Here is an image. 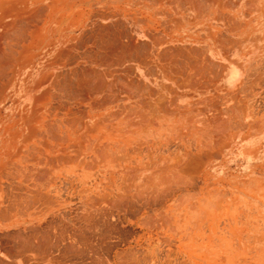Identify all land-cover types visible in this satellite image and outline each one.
I'll return each instance as SVG.
<instances>
[{
  "label": "rangeland",
  "instance_id": "obj_1",
  "mask_svg": "<svg viewBox=\"0 0 264 264\" xmlns=\"http://www.w3.org/2000/svg\"><path fill=\"white\" fill-rule=\"evenodd\" d=\"M108 1L111 0H107L106 3ZM212 1L216 4L209 6L210 10L218 8L217 4L222 3L225 4L227 15L225 19L220 17L219 23L224 22L230 37L223 45L219 44V47L224 49L227 54H248L247 57L255 60L253 72H243L240 76V80L243 81L242 85L234 91L223 90L219 93L223 96L222 99L220 98L222 109L225 110L229 106L235 108L236 119L240 124L234 123L235 125H233L235 118H232L231 124L226 125L225 131H220L218 134H211V127H209V131L206 130L209 136L208 148L201 152L200 147L183 141H173L167 143L166 147L163 146L170 150L185 149L191 154L199 150L200 153H195V156L199 155V157L194 164L179 166L180 161L182 163L186 159L188 161L187 157L179 156L182 153V150H179L174 151L178 156H162L161 158L124 156L128 167L136 166L138 168L136 172L132 169L125 172H119L117 169L110 171L102 169V171L100 167L83 166L82 164L84 147H82L83 142L80 139L88 132H93L91 129L93 125L86 123L90 117L91 94L89 89L85 90V96L82 93L83 98L80 102L82 108L77 111L81 123L78 126L67 125L70 130H67L70 133H67L69 136H73L74 128L78 129L75 132H80L81 135L79 140L78 137L76 140L70 137L71 141L67 140L66 148L72 147V150L77 154V146L81 145V155L71 156L68 154L70 159L65 162L64 166L67 171L70 169L80 170L77 171L80 178L74 179V174H71L66 179L64 196L66 203L64 206H60V208L64 207L67 226H65L63 240L61 239L63 235H56L59 234L57 229H51L48 245L53 244V247L48 246L49 250H47L45 246L41 245V248L38 244L41 251L38 247L35 249L39 251H35L34 246L36 245L33 246L28 242L37 241L41 237L35 235L34 238L32 236L34 230L21 231L20 238L22 240L33 239L26 243L23 241L26 245L23 244V247L20 246L22 244L16 243L18 238L16 235L19 233L17 230H3L2 249L4 253L1 254V264H12L11 256L14 255L17 256L15 258L17 264H88L89 258L80 260L76 257L78 254L75 253L76 251L71 248L72 251L70 247L66 248L71 241L74 246L79 245V249L81 246L83 247V244L79 243L78 237L74 235L72 224L75 219L84 221L83 212H91L96 216L99 212L98 217L100 218L102 217L100 210L104 211L103 214L107 212L105 220L108 219L110 228L107 226L104 229L105 226L100 225L102 222L99 220L97 229L101 233L107 232L106 245L108 244V247L106 246L105 250L98 252L99 260L93 264H264V4L261 3V0H244L241 5L226 3L234 0ZM102 3H104L103 0L82 3L78 5L76 12V18L78 22H81L80 27L83 28L90 19L89 11L92 12V15L95 12L91 6L97 5L98 15L96 16L99 21L97 38L106 37L104 36L107 34L105 22L111 16L116 15L102 8ZM162 4L166 9L171 10L172 8L175 16L178 15L177 10L190 7L186 3L178 4V1L167 4L162 0ZM229 13L239 15L240 27L231 21ZM85 17L87 18L85 19ZM220 27L223 28L222 25ZM237 32L241 37L235 39L232 34L239 36ZM118 41L127 47L121 38ZM83 43L77 44L80 47L79 53L89 54L88 50L91 48V44L85 46ZM98 44H96V49L99 50L100 45ZM67 45L69 44L67 43ZM82 45L83 48H81ZM64 52L66 53V51ZM70 54H77V51L74 50ZM98 54H104V50H100ZM46 59L47 55L37 63L36 68H33L32 84L40 78L43 73L42 68H47V64L45 66L42 64L47 62ZM97 93L92 94L94 99L95 97L96 100L102 99L104 94ZM114 94H117L120 100L122 99L119 88ZM15 104L8 112L3 111V115L13 117ZM41 107L44 106L41 104ZM70 112L68 110L67 115H70ZM225 117L222 116L221 119L227 120ZM160 150L151 148L150 152L160 154ZM89 151L92 152L91 149ZM202 152L204 156H200ZM79 160L81 166L78 164ZM158 167L165 168V171L161 172L163 179L156 178L154 182L147 181L159 173ZM0 176L4 180V174L0 173ZM1 184L7 187L8 181L4 180ZM6 190L8 191V188ZM17 190L13 189V197H3L2 216H12L18 209H26L25 216L33 217L34 220L38 219L37 216H43L47 207L39 201L27 205H17L15 203V193L19 191ZM132 194L134 195L132 196ZM102 196L105 200L102 199ZM108 197L113 198L111 200ZM120 198L124 199L122 203ZM107 199L111 201L108 203ZM87 203L95 207L88 206ZM113 204H118L120 208ZM110 205L114 207H110ZM96 206L98 208L105 206L106 208L96 209ZM53 209L57 212L58 206H53ZM91 209L98 211L93 212ZM103 214L101 213V215ZM75 215H79V217ZM62 232L60 231V233ZM54 235L57 237L55 238ZM36 236L40 238L36 239ZM62 242H65L66 248L61 246ZM54 244L56 250H54ZM20 247H22V252L19 251L20 253L17 255V250ZM5 249L9 252H5ZM64 249L68 250L66 251L68 257H66ZM45 250L48 253H44ZM69 250L72 251L71 254H69ZM54 255L59 257L52 258ZM17 258L19 262H17ZM26 258L27 260H25Z\"/></svg>",
  "mask_w": 264,
  "mask_h": 264
},
{
  "label": "crops",
  "instance_id": "obj_2",
  "mask_svg": "<svg viewBox=\"0 0 264 264\" xmlns=\"http://www.w3.org/2000/svg\"><path fill=\"white\" fill-rule=\"evenodd\" d=\"M111 2L107 12L115 13L116 15L106 20V33L112 43H116L121 38V41L127 45V49H125L126 51L124 50L123 54L124 56L125 54L129 56L125 57L127 59L125 65L129 67V70L127 69L129 72L125 71L123 74L125 81L123 80L121 91V98L124 100L123 106L127 109L128 114L127 117L123 116L122 118L124 119L122 123L124 124L125 121L127 125L123 133V139L126 141L125 156L155 158L178 156L174 151L182 149L170 150L169 148H163V146L166 147L169 142L173 141L192 143L194 146L200 147L199 150L201 152L208 146L209 136L206 130L209 128V121H211L213 116H220L221 118L227 115L225 117L227 120H223L224 122L226 121L225 128L226 125L231 124L232 118H235L233 125L240 124L236 119L235 108L229 106L225 110L222 109L220 98L222 99L223 96L219 93L223 90L234 91L242 85L243 81L240 80V76L243 72H253L255 60L252 59V61L247 57L248 54H227L224 49L219 47V44L223 45L230 37L227 34L224 22L219 23L220 17L225 19L227 16L225 4H217L218 8L213 10H210L208 5L202 3L201 7L196 5L189 9H179L177 13L183 16L184 19L181 21H170L162 19L163 15H170L173 11L172 8L171 10L164 8L162 0H115ZM91 8H93V12L97 13V5H93ZM118 11L123 13L121 18L117 13ZM172 15L174 14L172 13ZM228 15L235 25L241 26V20L237 13L232 15L229 13ZM96 18L97 16L92 15L83 28L77 27L75 31H67L65 34L68 35L66 40L70 35H73L77 37L78 43L88 39L90 40L87 42L90 41L92 43L95 40L97 42L98 28L96 27H98V21ZM94 27L96 30H94ZM238 32L240 33V30ZM232 37L236 39L241 37V35L232 34ZM138 54L140 55L139 60ZM45 55H47V62L42 64L45 66L48 63V69L42 68L43 73L40 78L33 84L31 83L28 88L20 90L21 93H25L26 101L21 102V104L17 102L13 117L8 118L6 122H0V173L4 174V180L8 181L7 187L6 185L5 187L2 186L1 183L4 180L0 176V194L2 197L0 199V264L3 251V230H17L21 234L22 230H33L36 227V229L42 231L41 233L40 230H37L38 232L35 231L36 229L34 230L39 236L45 235L49 237L50 230L57 228L59 233L63 231L60 234L64 235V225H66L65 212L64 208H60V206H64L66 203L64 198L66 179L71 174H74V179L76 177L80 178L77 173L80 170L70 169L67 171L64 167L65 161L61 158L66 153L71 156L78 155H75L76 152L72 150V147L66 148V142L67 140L71 141L70 137L74 140L78 137L77 139L79 140L81 134L80 132H75L78 129L74 128L73 136H69L70 130L67 125L78 126L81 123L80 118H78L79 112L77 111L82 108V104H80L82 101V88L91 90V99L94 96L92 94L98 92L91 88V85V89L88 87L80 88L78 86H80L81 82L77 83L82 77V74L78 72L81 71V67H79L81 62L95 60L97 59V54ZM160 55H164L162 56L163 58ZM148 58L153 61V67L155 68L148 63L150 62ZM142 59L145 62L147 61V63H143ZM164 60L174 61V67L172 69H162L160 66ZM178 60L183 62L181 63ZM73 68H76V70ZM150 68L155 69L156 71L154 70V72L156 73ZM150 71L153 73L151 74ZM75 75H79L80 78L78 76V79ZM53 77L54 79H52ZM61 77H63V80L60 79ZM66 78L67 81H69L68 78L72 82L76 80L75 84L70 81L69 87L71 84L72 87L69 88L65 81ZM135 78L136 80L134 81ZM127 80L129 83H124ZM137 80H140L138 82L140 83L139 85ZM40 81L43 82L40 84ZM132 81H134L133 84ZM50 82L53 84L49 85ZM60 83H64L69 89L65 86L66 90ZM136 84L143 89L138 86L134 87ZM73 85H76V89H81L82 91L73 89L75 88ZM71 89L78 94L81 93V96H75L77 94H74L75 91L73 90L71 92ZM133 89H141V91L137 92V90H134V93ZM145 89L146 91H142ZM90 103L89 111L92 113H90L89 121L86 123L92 124L91 121L94 119L95 124L96 111L92 108V101ZM41 104L44 107H41ZM68 110L72 113L70 112V115L68 114L67 116ZM130 110H135L137 113L130 115ZM131 120L141 121V123L136 126H130ZM67 130L69 131L67 132ZM152 143L154 144L152 145ZM202 143L204 145L207 143V145L200 146ZM151 148L161 149L159 151L161 153L154 154L150 152ZM183 150L179 156H185L188 153L186 150L183 152ZM199 150L192 154L200 153ZM201 154L200 156H204L203 152ZM7 188L8 191L6 190ZM13 189L19 190L15 193V203L17 205H27L31 202L39 201L45 204L47 211L43 216H37L38 219L36 218V220L33 217L25 216L27 214L26 209H18L12 216H2L3 197H13ZM55 205L59 206L57 212L53 209ZM58 227H61V229L63 227V229L61 230ZM46 230H49V233ZM35 232L33 235H38ZM19 233L17 234L19 235Z\"/></svg>",
  "mask_w": 264,
  "mask_h": 264
},
{
  "label": "bare ground",
  "instance_id": "obj_3",
  "mask_svg": "<svg viewBox=\"0 0 264 264\" xmlns=\"http://www.w3.org/2000/svg\"><path fill=\"white\" fill-rule=\"evenodd\" d=\"M103 1H104V3H102L101 7L104 8L107 11L109 9V7L111 6V3H112L111 1H115V0L108 1L107 3H106L107 0H103ZM117 1H120V0H117ZM163 1H166L167 4L173 3L175 1H178V4L186 3L188 6H190L189 8H193L196 5H200V7H201V3L204 4V5L206 4L208 6L216 4L212 0H206V1H204V0H172V1L171 0H163ZM200 1H202V2H200ZM203 1H204V3H203ZM85 2L89 3V2H91V0H0V122L1 121L4 122V120H7L8 118H10V116L3 115V111L4 112H8L10 109H12V106L17 101L20 102V104H21V102H25L26 101V98L24 96L25 93H21L20 90H24L26 87L28 88V86H31V74H32L33 68H36L37 63L40 62V60L44 57L45 54H57L59 56V54H70L74 50L77 51V54H80L79 51H78V49L80 47L77 46V44H78L77 37L73 36V35H70L69 38L67 39L68 40L67 41L66 37H68V35H65V34L67 33V31H69V32L75 31V30H77V27L81 26V22H78V20L76 18V12L78 10V5H81L82 3H85ZM226 3L241 5L242 3H244V0H241V1L240 0H234V1H229V2H226ZM261 3L264 4V0H261ZM162 5H164V4H162ZM118 13H119L120 18H121L123 13L120 12V11H118ZM172 13H170V15H167V14L163 15L162 19H165V20L168 19L170 21H181V20L184 19V17L179 15V13L176 16L172 15ZM93 15L96 16V15H98V13L94 12ZM88 16L89 17L92 16V12L91 11H89ZM87 17H85V19ZM99 27H100V25H99ZM96 28H98V27H96ZM96 28L94 30H96ZM90 31H92V30H90ZM104 36H106V37H99L97 42H96V40L92 41V43H90V41L87 42L90 39H88L87 41H84L85 46H87L88 44H91V48L88 50V52H89V54H97V59L89 60V61H82L81 62V66H79V67H81V71H78V72H80L82 74L81 79H79L80 78L79 75H78L79 78H78V76L75 75V77H77L81 81H79L77 78L73 77L74 79L78 80L77 83L81 82L80 86H78V87H80V88L81 87L90 88V85H91L92 86L91 88L95 89L96 91H98L100 93L102 92L104 94L102 99H100V100H98V99L96 100V99H94V97H92V99H91L92 108H93V110L95 109V111H96V123L94 124V119H93L91 121V123L93 125V127L91 129H93V132L92 133L88 132L87 135H84L85 133L83 132L84 136H82V139H80L83 142V144L81 143L82 147H84V150H83V156L84 157H83L82 164H83V166H91V167H98V168L100 167L101 170L104 169V170L110 171V170L117 169L119 172L120 171L121 172L122 171L125 172V171H127L129 169H132V171L136 172V171H138L137 170L138 168L136 166H129L128 167V165L125 163V158H124V156H125V152L124 151H125V147H126V141L123 139L124 138L123 137V133L125 131V128H127V125L125 124V121H124V124L122 123L123 120H124L122 118H123V116L127 117V115H128L127 114V109L124 108V106H123L124 100H122V99L120 100V98L117 96V94H114L115 91H117V88H119L122 91L123 80H124L123 79V74L125 73V71L127 73L129 72L128 71L129 67L125 65V62L127 60V59H125V57L127 58L128 55L126 56V54H125V56H124V54H123L124 50L127 49V48L124 46V44H122V43L120 44V42L117 41V40H115V41H117L116 43H112L111 40H109L110 38L107 36V34H105ZM90 38H91V36H90ZM93 38H95V37H93ZM111 39H113V38H111ZM98 42H99V44H98ZM67 43H69V45H67ZM82 43H83V41H82ZM80 44H81V42H80ZM96 44L100 45V49L99 50L96 49ZM63 46H65V47L63 48ZM81 48H83V45H82ZM100 50H104V54H98V52H100ZM64 51H66V53ZM112 54H114V55H112ZM162 56H164V55H162ZM162 56H161V58H163ZM142 57L144 59V55ZM134 58H136V57H134ZM139 58H140V55L138 57V60H139ZM143 59H142V61H143ZM136 60H137V58H136ZM148 60H149V58H148ZM175 61H176V59H175ZM178 61H180V60H178ZM144 62H145V60L143 61V63ZM140 63H141V61H140ZM146 63H147V61L145 62V64ZM148 63L151 65V67H153V61H150ZM174 63L175 62L172 61V60H164V62L161 64L160 67L162 69H172L174 67ZM156 64H158V63H156ZM186 64L188 65V63H186ZM47 65H48V63H47ZM130 66H132V65H130ZM132 68H133V66H132ZM153 68H155V67H153ZM179 68H181V67H179ZM73 69L76 70V68H73ZM151 70L154 72L155 69H151ZM64 73H66V72H64ZM76 73H77V71H76ZM150 73H151V71H150ZM154 73H156V72H154ZM175 74H176V72H175ZM69 75H71V74L69 73ZM68 76H66V77H68ZM45 77H46V75H45ZM62 78L63 77H61L60 79H62ZM52 79H54V77ZM68 80L69 81H67V78L65 79V81H66V83H67V85L69 87L71 80H70V78H68ZM76 80L73 81V82L71 81V82L75 84ZM135 80H136V78L134 79V81ZM163 80H166V79H163ZM59 81H61V80H59ZM134 81H132V84H133ZM139 81L137 80V83ZM42 82L40 81L39 83L41 84ZM51 82H50L49 85L53 84V83L51 84ZM124 83H129V82L127 80V82H124ZM61 84L62 83H60V85ZM139 84L140 83H138V85ZM60 85H58V86L60 87ZM62 85L64 86V88L67 87V85H64V83ZM138 85L136 84L134 87H137ZM54 87H55V85H54ZM70 87H72V84H71ZM73 87H75L73 89L77 88L76 85L75 86L73 85ZM132 87H133V85H132ZM183 87H185V86H183ZM64 88H62V89L65 90ZM67 88H66V90H67ZM139 88H141V87H139ZM73 89H71V92H72ZM141 89H143V88H141ZM141 89L140 90L133 89V92H134V90H137V92L141 91ZM76 90H78V89H76ZM80 90L81 89H79L78 91H80ZM82 90H83V88H82ZM84 90H87V88L84 89ZM84 90L82 92H83V94L85 96V93H84L85 91ZM128 90H129V88H128ZM73 91H75V90H73ZM142 91H146V89L142 90ZM59 92H60V90H59ZM89 92H91V90ZM137 92H136V94H137ZM74 94H77L75 96H79L81 93L78 94L75 91ZM87 94H89V93H87ZM97 94H99V93H97ZM42 96H43V94H42ZM69 96H71V95H69ZM86 97H87V95H86ZM36 99H37V96H36ZM153 100H151V101H153ZM115 102H117V103H115ZM112 105H114V106H112ZM215 105H216V103H215ZM141 108H142V106H141ZM21 113H23V112H21ZM90 113H92V112L90 111ZM133 113L136 114L137 112H135V110H130V115H132ZM93 116H94V114H93ZM209 122H210V126L209 127H211V130H210L211 134H218V132L226 129L225 128L226 121L224 122L219 116H215V117L213 116L211 121H209ZM138 123H141V121L138 122V121L131 120L130 121V126H136V125H138ZM53 130H55V129H53ZM208 131H209V129H208ZM95 134H96V136H95ZM43 143H44V141H43ZM153 144L154 143H152V145ZM155 145H157V144H155ZM200 146H202V144ZM77 147H78V153L77 154L81 155V145L77 146ZM89 149H91L92 152H90ZM77 154H75V155H77ZM87 157H89V158H87ZM185 157L188 158V161H187V159L183 163L180 161L179 164H178L179 166L181 165V166L184 167L185 165L190 164V163L194 164L197 161L196 159H198L199 155L197 157V156H195V154H191V153L188 152V153L185 154ZM61 159H63L66 162V161H68L70 159V157L66 153V155H64ZM193 159H195V160H193ZM201 162H203V161H201ZM38 163H39V161H38ZM56 163H57V161H56ZM78 164H79V166H81L80 160H79ZM171 164H172V162H171ZM158 169H159V173H156L155 176H153V177H151L149 179L146 178L147 181H155L156 178H158L159 180L163 179V176H162L161 172L165 171V168L158 167ZM182 169H184V168H182ZM144 180H145V178L143 179V181ZM110 192H111V190H110ZM118 195L119 194H117V196ZM133 195L134 194H132V196ZM108 198L112 200L113 197H111V198L108 197ZM102 199H103V196H102ZM109 199H107L108 201L106 200V202L109 203V201H111ZM103 200H105V199H103ZM120 200H121V203H122L124 199L120 198ZM156 200H157V198H156ZM129 201H131V199ZM112 203H114V202H112ZM124 203H125V201H124ZM87 205L88 206H93L91 204L89 205V203H87ZM113 205H117V208H120V207H118V204H113ZM112 206L110 205V207H112ZM122 206H123V204H122ZM132 206H133V204H132ZM93 207H95V206H93ZM101 207L98 208L96 206V209H104V208H106L105 206L102 207V208ZM108 207H109V205H108ZM91 210L93 212L95 211L94 209H91ZM106 210H105V212H106ZM96 211H98V210H96ZM100 212L102 214L104 213V211L102 212V210H100ZM86 213L83 212L84 221L81 220V219H77L76 220L74 218L75 222H74V224H72L73 225V229H74V235L78 237V241H79L80 244H83V247L81 246V249H79L78 248L79 245L78 246H74L72 244V241L67 245V248H66L65 242H62L61 246L62 245L65 246L66 249H68L69 247H70V249L72 248L74 251H76L75 253H78V254H76L77 258H79L80 260L81 259H85L86 260V259L89 258L87 263L88 264H93V263H95V262H97L99 260V256H97L98 252L103 250V249L105 250L106 246L108 245V244L106 245V242H107L106 236H108L107 232L106 233L105 232L101 233V231H99L97 229L99 220H101V222H102V224L100 223V225L105 226L104 229H106L107 226L109 227V221H107L108 219L105 220V216L107 215L106 214L107 212L105 214H103V215H101V213H100V216H102V217H100L101 219L98 217L99 216L98 215L99 212H98L97 216L94 215V213H91V212H89L87 214ZM108 213H110V212H108ZM75 216L79 217V215H75ZM64 226H66V225H64ZM58 228L61 229V227H58ZM35 229H36V227H35ZM35 229H33V230H35ZM62 229H63V227H62ZM37 230L39 231L40 229H36L35 231H37ZM107 230H108V228H107ZM67 231H68V229H67ZM37 232H35V233H37ZM40 232L42 233L41 230H40ZM44 234H46V233L44 232ZM20 235H21L20 233H19V235H16L18 237L16 243L18 245L22 244V245H20L22 247H23L24 242L26 243V241H29L30 239H32V238H30L29 240L24 241V240H22L20 238ZM56 235H58V233ZM64 235H65V233H64ZM64 235L61 238L62 240H63ZM32 236L35 238L34 235H32ZM38 236H39V234H38ZM40 237L37 238V236H36V239H39V238L40 239L37 240V241H31L34 244H32L30 241L28 243H30L33 246L36 245V246H34V249H35V247H38V244L40 246L42 245L43 247L45 246V248L47 249V247L49 246L48 243L50 242L48 237L45 236V235L44 236H40ZM54 237H55V235H54ZM66 239H67V237L65 238V240ZM75 239H77V238H75ZM58 240H60V238ZM58 240H57V243H58ZM52 245H50L49 247H53ZM42 246H41V248H42ZM22 247L19 248L20 250L19 249L17 250L18 251L17 253L15 252L17 255L20 252H22L21 251ZM41 248L38 247L39 250ZM54 248H52V249L56 250L55 244H54ZM38 249H35V251H37ZM47 250H49V249H47ZM107 250H108V248H107ZM64 251H65V249H64ZM66 251H68V250H66ZM66 251H65V253H66ZM72 251H70L69 254H71ZM5 252H9V251L7 249H5ZM45 252H46V250L44 251V253ZM58 252H57V254H58ZM46 253H48V252H46ZM59 253L61 254V252H59ZM65 253H64V255H65ZM75 253L73 252V254H75ZM99 254H101V253H99ZM43 256L45 257V255H43ZM16 257L17 256H15V255L11 256L12 264H17V263H15V261H16L15 258ZM56 257H59V256H56ZM56 257L54 255V257H52V258H56ZM60 257H61V255H60ZM66 257H68V254H67ZM61 259H59V260H61ZM64 259H63V261H64ZM25 260H27V258ZM59 260H57V261L59 262ZM17 262H19L18 258H17Z\"/></svg>",
  "mask_w": 264,
  "mask_h": 264
}]
</instances>
